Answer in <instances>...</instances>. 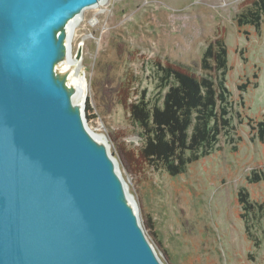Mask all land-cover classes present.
I'll list each match as a JSON object with an SVG mask.
<instances>
[{
    "label": "rangeland",
    "instance_id": "374dc122",
    "mask_svg": "<svg viewBox=\"0 0 264 264\" xmlns=\"http://www.w3.org/2000/svg\"><path fill=\"white\" fill-rule=\"evenodd\" d=\"M244 1L106 0L74 29L72 53L76 58L81 49L79 73L92 109L87 126L107 139L163 264H264V142L248 122L264 115V27L240 34ZM216 37L229 50L230 126L208 154L172 178L142 159L141 130L121 97L132 85L133 100L143 90L150 101L159 99L155 62L181 64L218 86L219 74L201 66ZM245 83L250 88L241 91ZM254 172L263 179L257 185L249 181ZM242 189L257 209L246 218L236 203Z\"/></svg>",
    "mask_w": 264,
    "mask_h": 264
},
{
    "label": "water",
    "instance_id": "95a60500",
    "mask_svg": "<svg viewBox=\"0 0 264 264\" xmlns=\"http://www.w3.org/2000/svg\"><path fill=\"white\" fill-rule=\"evenodd\" d=\"M100 1L0 0V264H163L60 74L63 28Z\"/></svg>",
    "mask_w": 264,
    "mask_h": 264
},
{
    "label": "trees",
    "instance_id": "16d2710c",
    "mask_svg": "<svg viewBox=\"0 0 264 264\" xmlns=\"http://www.w3.org/2000/svg\"><path fill=\"white\" fill-rule=\"evenodd\" d=\"M243 5L248 9L237 19L240 34H249L245 28L262 29L264 0H245ZM228 55L225 40L216 37L202 56V69L219 74L218 86L211 78L198 77L181 64L155 62L159 99L150 101L148 92L143 90L136 92L137 97L133 100L132 85L123 93L121 102L128 109L132 122L141 130L144 145L140 155L147 164L164 169L172 178H177L217 145L222 130L230 126V92L225 80L229 71ZM249 88V83L239 87L241 91ZM91 110L87 104L89 120L93 118L89 115ZM248 122L257 139L263 143L264 115L250 118ZM249 181L257 185L263 179L254 172ZM236 203L244 211L240 218L256 213V205L250 201L245 189L238 192Z\"/></svg>",
    "mask_w": 264,
    "mask_h": 264
},
{
    "label": "bare ground",
    "instance_id": "6f19581e",
    "mask_svg": "<svg viewBox=\"0 0 264 264\" xmlns=\"http://www.w3.org/2000/svg\"><path fill=\"white\" fill-rule=\"evenodd\" d=\"M106 3V0L100 1L96 6L85 9L82 13L75 14L67 22L66 26L62 30V35L67 37V48L68 53L65 60L62 63L61 76L64 78L65 86L71 91L72 94H76L78 97V106L81 107L83 100L86 98L84 90L85 79L80 75L79 68L81 66L82 60H77L72 53V36L74 29L82 21L85 11L90 9H96ZM70 74V75H69ZM69 75V76H68ZM68 77V78H67ZM101 138L105 137L98 135Z\"/></svg>",
    "mask_w": 264,
    "mask_h": 264
}]
</instances>
